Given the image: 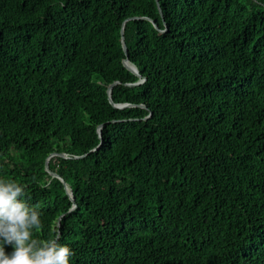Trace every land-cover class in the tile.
Wrapping results in <instances>:
<instances>
[{
    "label": "trees",
    "instance_id": "trees-1",
    "mask_svg": "<svg viewBox=\"0 0 264 264\" xmlns=\"http://www.w3.org/2000/svg\"><path fill=\"white\" fill-rule=\"evenodd\" d=\"M0 177L71 264H264V0H0Z\"/></svg>",
    "mask_w": 264,
    "mask_h": 264
},
{
    "label": "clouds",
    "instance_id": "clouds-1",
    "mask_svg": "<svg viewBox=\"0 0 264 264\" xmlns=\"http://www.w3.org/2000/svg\"><path fill=\"white\" fill-rule=\"evenodd\" d=\"M41 225L27 185L0 177V264H71L74 251L59 237H35Z\"/></svg>",
    "mask_w": 264,
    "mask_h": 264
},
{
    "label": "water",
    "instance_id": "water-1",
    "mask_svg": "<svg viewBox=\"0 0 264 264\" xmlns=\"http://www.w3.org/2000/svg\"><path fill=\"white\" fill-rule=\"evenodd\" d=\"M156 1H157V0H156ZM155 27H157V26H155ZM120 33H121V44H122V48H123V50H124V52H125V55H126V57L122 60V63H123V65H124L127 69H129L130 71H132L133 73H135L137 76L140 77V74L138 73L136 67H135L134 65H132V64L128 61V58H127V48H126V45H125V42H124V36H123V27H121ZM141 81H142V80H138L137 82L130 83V84H131V85L139 84ZM115 82H116V81H115ZM112 85H113V83H111V84L108 86V88H107V93H108V98H109L110 103H112L113 106H115V107H120V108H121V107L131 106L132 104H129V103H122V104H114V103H113V101H112V99H111V97H110V90H111ZM98 134L100 135V130H99V128H98ZM53 154H54V153L50 154V155L46 158V160H45V169H46V170H47L52 176H55V177L60 178L59 175H58L56 172L50 171L49 168H48V159H49V157H50L51 155H53ZM61 155H64V156H65V154H63V153H61ZM60 179H61V178H60ZM61 180H62V179H61ZM62 181H63V180H62ZM63 184H64V188H65L67 194L69 195V197H70L71 200H72V207L70 208V210H71V209H73V208L75 207L74 197H73V195L71 194L70 189L67 187V185L65 184L64 181H63Z\"/></svg>",
    "mask_w": 264,
    "mask_h": 264
}]
</instances>
